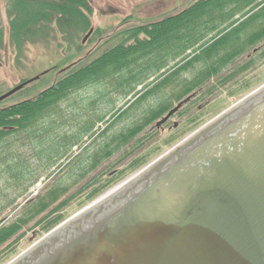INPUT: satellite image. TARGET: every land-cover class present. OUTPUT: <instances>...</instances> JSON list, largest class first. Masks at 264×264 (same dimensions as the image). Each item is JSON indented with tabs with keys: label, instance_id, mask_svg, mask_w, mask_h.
I'll return each mask as SVG.
<instances>
[{
	"label": "trees",
	"instance_id": "obj_1",
	"mask_svg": "<svg viewBox=\"0 0 264 264\" xmlns=\"http://www.w3.org/2000/svg\"><path fill=\"white\" fill-rule=\"evenodd\" d=\"M6 11L11 44L21 52L27 43L44 39L51 25L68 43L88 32L93 7L89 0H6ZM3 32L0 20V47ZM115 37L123 39L87 63L62 70L35 97L0 107V215L16 208L17 200L42 178H50L52 168L70 169L64 181L58 176L38 196L28 199L15 220L6 224L0 220V246L19 232L16 241L34 227L47 233L58 226L65 219L61 206L68 200L40 216L89 176L70 197L85 191V203L116 184L119 172L111 166L91 173L118 149L179 102L197 99L213 77L233 70L219 85L210 86L202 99L258 66L264 59V0H195L174 15L129 27ZM153 77L156 80L147 91L117 107L116 96H130ZM169 86L174 91L160 95ZM85 90L87 97L82 95ZM152 96L158 97L157 103L132 126L98 143V148L81 145L100 123L111 116L120 120ZM100 104L103 109L96 110ZM76 146L81 150L73 154ZM123 153L128 155L126 150Z\"/></svg>",
	"mask_w": 264,
	"mask_h": 264
},
{
	"label": "water",
	"instance_id": "obj_2",
	"mask_svg": "<svg viewBox=\"0 0 264 264\" xmlns=\"http://www.w3.org/2000/svg\"><path fill=\"white\" fill-rule=\"evenodd\" d=\"M7 264H264V84Z\"/></svg>",
	"mask_w": 264,
	"mask_h": 264
},
{
	"label": "rangeland",
	"instance_id": "obj_3",
	"mask_svg": "<svg viewBox=\"0 0 264 264\" xmlns=\"http://www.w3.org/2000/svg\"><path fill=\"white\" fill-rule=\"evenodd\" d=\"M89 1L93 7V12L90 14V29L92 28L93 32L86 42L83 43L82 40L90 29L86 33L82 32L75 35L73 40L68 43L67 41L64 42L65 37L59 32L57 27L51 25L49 33L44 39L27 43L24 46V50L18 52V50H16L11 44L10 40L9 17L6 11V0H0V20L1 26L4 29V45L0 47V96L18 84L31 80L37 76L36 79H33L22 89L0 101V107L10 105L28 97H35L41 90L52 85L61 76V71L65 70L71 64L75 63L74 65H78L87 63L92 58L102 53L108 45L115 44L118 41L120 43V39L122 41L123 38L118 37V39H116L115 35H119L121 31L132 26L150 24L165 19L182 11L195 0ZM126 38L127 37H125V41ZM164 71L165 69L162 70V72ZM231 73H233V70L229 69L223 72L222 77L218 79H216L217 76L213 77L210 86L219 85V82L225 77L224 75H229ZM155 80L156 78L153 77L145 83L146 86L148 84L149 86H140L135 93L130 94L128 97L121 98L120 96H116L117 107L130 104L141 92L143 93L147 91V88L151 87L150 85H152V82ZM263 84L264 59L258 66L247 71L246 74L239 76L236 80L225 86L217 87L214 93L205 99H202L201 97L204 96V92L210 87L205 86L199 94H197V99H191L192 101L184 103L166 123L157 125L162 117L158 119V121H154V123L144 132L130 140L126 147L118 149L119 151L117 150V153L113 157L106 159L105 163L101 164L91 173L94 175L101 172L106 167L111 166L113 170L116 169L117 172H119L116 184L105 190L99 196L85 203V191L76 193L74 197H70L71 194L78 190V186L82 185L90 178L89 176L71 189L67 195L61 198L58 203L51 206L40 217L48 214L50 210L60 202L68 200L61 206L62 209L60 210L61 213L65 214L64 221L67 220L92 202L105 195L107 192L111 191L113 188L131 178L197 129L201 128L207 122L254 90L261 87ZM174 89L173 86L166 87L160 95H168L172 93ZM89 91L92 92L90 89ZM87 92L88 91L85 90L82 95H85ZM85 96L87 97V95ZM157 98L158 97L155 98L154 96L149 97L136 111L130 110V112L123 118H120L121 116H119L118 118H120V120L112 116L109 117V119L107 118V122L100 123L96 126V133L93 136L86 137L85 142L81 145L84 147L95 146V148H98V143L103 142L105 139L108 140L122 131V129L132 126L135 123V120H137L150 105H155V103H157ZM87 102H85V104ZM95 109L101 111L103 105L100 104ZM80 150V147L76 146L72 153L77 154ZM125 150L128 152L127 156L123 153ZM91 152H93V150ZM121 159L123 160L120 162L119 160ZM135 160H138L136 164L134 163ZM34 162L35 160L33 163ZM114 164L117 166L115 167ZM60 169L52 168L54 173L50 178H42V180L32 186L25 196L17 200L18 205L16 208L11 207L5 210L0 215L1 222L6 224L15 220L21 213L22 206L27 203V200L38 196L43 190H45V187L54 180V178L59 176L60 181H64V178L69 175L70 169H62L59 172ZM35 221L36 220L32 221L29 227L33 225ZM45 234L46 233L42 228L37 226L33 229L27 230L25 235L18 241L16 240L20 235V232L14 235L10 240L0 246V264L9 263L31 245L36 243Z\"/></svg>",
	"mask_w": 264,
	"mask_h": 264
}]
</instances>
